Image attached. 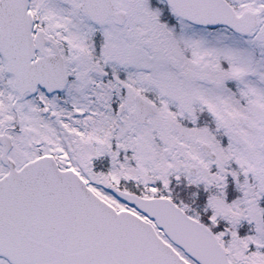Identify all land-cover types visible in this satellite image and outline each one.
Masks as SVG:
<instances>
[{
  "label": "snow or ice",
  "instance_id": "snow-or-ice-1",
  "mask_svg": "<svg viewBox=\"0 0 264 264\" xmlns=\"http://www.w3.org/2000/svg\"><path fill=\"white\" fill-rule=\"evenodd\" d=\"M0 264H264V0H0Z\"/></svg>",
  "mask_w": 264,
  "mask_h": 264
}]
</instances>
